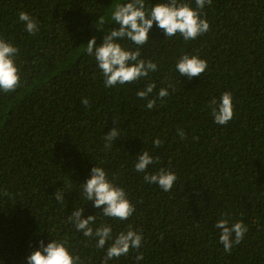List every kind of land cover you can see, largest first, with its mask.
I'll list each match as a JSON object with an SVG mask.
<instances>
[{"label":"trees","instance_id":"trees-1","mask_svg":"<svg viewBox=\"0 0 264 264\" xmlns=\"http://www.w3.org/2000/svg\"><path fill=\"white\" fill-rule=\"evenodd\" d=\"M128 2L0 0V38L18 49L20 76L15 91L0 90V264H27L39 242L51 240L66 241L84 264H102L112 241L97 248V238L75 228L69 217L80 208L81 218L96 216L94 232L107 224L113 238L129 227L142 234L140 248L108 264H264V0H212L201 13L209 30L195 40L166 37L155 23L143 46L118 39L126 50L139 47V59L157 70L106 88L87 42L95 37L99 45L118 28L112 12ZM165 2L145 0V7ZM179 2L196 8L195 0ZM21 11L37 21L35 33ZM185 54L207 61L201 76H180ZM149 83L153 92L138 97ZM161 88L169 92L162 99ZM226 91L234 116L219 125L210 101ZM148 99L156 100L151 109ZM113 128L117 138L106 141ZM145 151L158 159L138 172ZM94 166L124 189L135 209L127 220L105 217L103 206L86 200L83 183ZM161 169L178 178L170 191L144 180ZM225 218L247 228L231 252L215 227Z\"/></svg>","mask_w":264,"mask_h":264},{"label":"clouds","instance_id":"clouds-1","mask_svg":"<svg viewBox=\"0 0 264 264\" xmlns=\"http://www.w3.org/2000/svg\"><path fill=\"white\" fill-rule=\"evenodd\" d=\"M211 3L212 0H195L196 8L193 9L189 4L179 2V0H168L165 3H156L150 10L146 9L145 0H131L126 4H117L112 12V20L119 27L104 35L99 45L96 44V38L92 37L87 42L86 48L88 55H94L98 67L105 77V87L132 83L146 77L149 72L157 70V65L154 62L139 59V47L135 51L126 50L117 42L118 39L127 38L135 45L143 46L148 43V33L155 23L158 28L164 31L166 37H172L179 33L185 41L195 40L209 30V24L206 19L202 18L201 13L204 6L211 5ZM19 20L24 23L26 31L30 34L37 31V21L28 13L21 11ZM17 53L18 49L15 46L0 38V90L6 93L15 91L20 84L19 71L14 60ZM207 67L206 60L196 55L189 56L187 54L183 55L176 64V70L180 76L189 79L201 76ZM154 88L155 85L149 83L143 91H138L137 95L146 99ZM168 95L167 88H161L158 98L162 99ZM232 99L231 93L226 91L220 97L219 102L215 98L210 101L215 123L225 125L233 118ZM81 103L87 106L88 100L85 98ZM155 104V99H148L146 107L151 109ZM118 134V128H113L104 138L111 142L117 138ZM178 134L181 137L184 136L182 130ZM153 143L159 147L161 141L157 138ZM110 146V143L105 144V147ZM155 159L147 151L139 154L138 161L134 166L135 170L146 172L148 166L152 165ZM177 179L175 173L165 169H161L156 174L146 173L144 176L146 182L157 184L165 192L173 188ZM83 192L87 201H93L94 207L99 209L103 206L102 213L105 217L124 221L131 217L135 210L126 198L124 189L109 181L106 172L101 167L94 166L91 169L90 178L83 183ZM4 194L7 195V193ZM53 195L57 201L64 200V196L60 193L55 192ZM83 211V208L77 209L69 217L75 228L86 237L97 238V248L102 249L107 241H112L107 248L102 264H108L113 258L127 255L131 249L140 248L143 237L139 231L129 227L126 232H120L113 238L111 226L104 224L94 232L90 225L95 221L96 216L89 215L87 218H81ZM215 227L221 230L219 240L226 252H231L233 244H239L247 231L242 222H236L229 226L227 218L217 221ZM66 243V241L51 240L45 245L43 241H40L39 249L32 251L26 258L27 264H84L78 255L73 256L69 252ZM136 259H143V254H138Z\"/></svg>","mask_w":264,"mask_h":264}]
</instances>
